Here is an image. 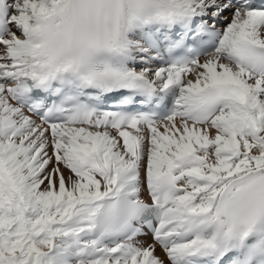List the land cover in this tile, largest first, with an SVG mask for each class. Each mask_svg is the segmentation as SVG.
<instances>
[{"label":"snow or ice","instance_id":"6c2138e0","mask_svg":"<svg viewBox=\"0 0 264 264\" xmlns=\"http://www.w3.org/2000/svg\"><path fill=\"white\" fill-rule=\"evenodd\" d=\"M0 264H264V0H0Z\"/></svg>","mask_w":264,"mask_h":264},{"label":"bare ground","instance_id":"6f19581e","mask_svg":"<svg viewBox=\"0 0 264 264\" xmlns=\"http://www.w3.org/2000/svg\"><path fill=\"white\" fill-rule=\"evenodd\" d=\"M227 15V13H226ZM219 27H222V25H218ZM142 240H146L150 242V237H141ZM156 255L160 256L161 258H164V254L162 252V250L157 246L156 248Z\"/></svg>","mask_w":264,"mask_h":264}]
</instances>
